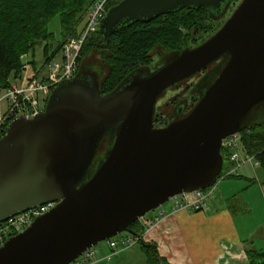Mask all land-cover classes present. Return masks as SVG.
Here are the masks:
<instances>
[{
	"label": "water",
	"instance_id": "95a60500",
	"mask_svg": "<svg viewBox=\"0 0 264 264\" xmlns=\"http://www.w3.org/2000/svg\"><path fill=\"white\" fill-rule=\"evenodd\" d=\"M233 0H121L99 26V45L138 22L182 10L224 14ZM211 67V68H210ZM211 70L154 128L166 92ZM264 0H239L220 28L155 70L128 74L102 95L81 70L50 94L43 112L15 118L0 138V223L47 203L56 206L0 248V264H70L183 194L211 188L222 141L262 121ZM107 138L110 139L105 146ZM158 264L156 247L146 240Z\"/></svg>",
	"mask_w": 264,
	"mask_h": 264
},
{
	"label": "trees",
	"instance_id": "16d2710c",
	"mask_svg": "<svg viewBox=\"0 0 264 264\" xmlns=\"http://www.w3.org/2000/svg\"><path fill=\"white\" fill-rule=\"evenodd\" d=\"M94 1L0 0V89L9 88L11 73L16 75L21 71L22 55L30 52L37 42L52 38L51 33L48 32V24L55 16L61 19L64 42L68 37L77 35V26L82 20L81 17ZM120 1L109 0L106 12ZM237 2L238 0H233L224 14L211 16L206 9L199 8L167 14L149 22L134 23L112 35L105 49L99 45L100 37L97 32L87 40L81 50L76 75L81 70L91 73L98 80L101 94L106 95L115 90L131 72L140 69L152 71L154 57H157L156 66L161 67L183 50L202 44L220 28ZM200 34L204 36L206 34L208 37L199 39ZM62 41L49 56V51L45 48L47 57L44 65L60 53ZM89 55V58L84 59ZM210 68L195 76L198 78L197 81L187 88L190 96H195L191 94L193 87L211 70ZM156 108L160 114L155 116L154 122L169 111L167 108ZM262 113L261 123L244 129L241 135L247 152L256 155L261 163L260 167L264 169V109ZM109 142L110 139L107 138L105 146ZM224 153L222 149L220 154L223 159ZM232 200H229L230 205ZM130 230L140 237L143 233L138 222L133 224ZM138 245L147 256L146 264H158L150 249L143 248L140 243ZM246 258L249 264H264V252H248ZM161 260L163 264H167L163 259Z\"/></svg>",
	"mask_w": 264,
	"mask_h": 264
},
{
	"label": "built area",
	"instance_id": "2783aa9c",
	"mask_svg": "<svg viewBox=\"0 0 264 264\" xmlns=\"http://www.w3.org/2000/svg\"><path fill=\"white\" fill-rule=\"evenodd\" d=\"M109 0H95L89 7L83 28L76 36L68 37L60 49L59 60H51L42 70L28 73L24 67L22 76L10 82L9 88L0 89V138L6 134L9 124L18 117L32 119L43 112L51 92L61 83L75 77L78 71L80 53L87 40L99 30L100 22L106 14ZM224 150L222 170L216 184L209 189L191 194L174 197L170 201L173 212H203L208 209L206 200L213 194L218 184L228 178L238 177L239 170L248 166L257 169L261 163L256 155H250L242 143L241 132L226 137L221 144ZM207 191V192H206ZM56 206L47 203L32 208L24 213L9 218L0 223V248L6 240L24 232L37 218L45 215ZM164 218V213L157 218L148 219L146 216L138 221L143 231L140 239L145 240L147 234ZM139 238L126 234L118 235L86 250L70 264L109 263L112 258L122 252L129 251L139 243ZM101 243L106 245L108 253H103Z\"/></svg>",
	"mask_w": 264,
	"mask_h": 264
},
{
	"label": "crops",
	"instance_id": "0c3cea01",
	"mask_svg": "<svg viewBox=\"0 0 264 264\" xmlns=\"http://www.w3.org/2000/svg\"><path fill=\"white\" fill-rule=\"evenodd\" d=\"M260 173L263 180H259ZM250 175L252 178H249ZM240 181L246 182V186L237 193H224L223 200L206 211H161L164 218L145 240L156 247L159 257L167 264H249L246 253L264 252V230L259 232L254 227V220L234 213L229 200L239 195L244 199L242 206L249 211L254 209L257 212L258 205L264 208L263 203H256L257 197L264 200V169L250 168V173H239V177L232 179L226 187L233 190L234 185L242 183ZM252 184L260 187L257 197L251 192L255 188L249 190L248 186ZM259 219L256 224L259 223L262 230L264 225Z\"/></svg>",
	"mask_w": 264,
	"mask_h": 264
},
{
	"label": "rangeland",
	"instance_id": "374dc122",
	"mask_svg": "<svg viewBox=\"0 0 264 264\" xmlns=\"http://www.w3.org/2000/svg\"><path fill=\"white\" fill-rule=\"evenodd\" d=\"M89 9V8H88ZM88 9L86 11V13L81 17V21L80 24H78V28H77V32L78 30H81L83 28V24L85 21V18L87 16V12ZM61 19L59 16H55L50 24H48V32L51 33L52 38L48 41H39L35 44V46L33 47L32 50H30V52L22 55L20 57V63L22 65L21 71L19 72V74H14L11 73L10 75V82H13L14 80L18 79L20 76H22V71L24 69V67H28V73H31L32 71H37V70H42L43 66H44V62L46 59V55H45V48L48 49V56L51 54V52L53 50H55L57 48V46L61 43V41L63 40V31H62V27H61ZM184 33L186 34V31H184ZM210 35V34H209ZM204 37H208L206 34L205 36L200 34L199 35V39H203ZM63 42V41H62ZM59 55H56L54 60H59ZM89 56H85L84 59L89 58ZM153 64H152V68L156 65L157 63V57L153 58ZM197 77L191 79V80H187V82H183L182 84H180L179 86H175L174 88H170L166 94L159 99V101L157 102L156 107L159 108H163V109H168L169 111H167V114L160 117L157 122L160 121V124H164L167 120L172 118V112L171 110H173L174 106H177V102H179L180 100H183V98H185L184 94H188L187 93V88L192 85L193 83H195L197 81ZM184 89V90H182ZM175 106V107H176ZM156 122V121H155ZM250 173V168L248 166L242 167L239 170V173ZM262 175L260 173V179H262ZM252 175H250L249 178ZM263 180V179H262ZM232 180L228 179V180H224L222 182H220L218 184V186L216 187L215 191L213 192V194H211V196L206 200V203L208 205V207L212 206H216V204H219V201L223 200V195L224 193H237L238 191H240L241 188L245 187L246 182L244 181H240L242 183H238L236 186L234 185L233 190L228 189L226 186H228L229 183H231ZM249 187V190L252 188H255L254 190H252L251 192L256 195V192L259 191L260 187H258V184H252ZM262 188V186H261ZM233 191V192H232ZM207 192V191H206ZM251 193V194H252ZM259 194V193H258ZM244 199L241 198L239 195L235 196L234 200L231 201V206H232V210L234 213L237 214H241V216L244 219H250V220H254L255 223V228H258L259 232L264 230V226L263 229L260 230L259 229V223L256 224V220L257 218H260L262 220V225H264V208L260 207L261 205H258V209L257 212L256 210L254 211L251 210L249 211L248 209H246L245 206H242ZM225 202V201H224ZM256 203L258 204H264V200L262 197H257V201ZM171 201H168L166 204H164L160 209H158L157 211L154 212H150L146 217L148 219H153L154 217L159 216L161 211H164L165 213L170 212L171 210ZM264 207V206H263ZM250 212V213H249ZM259 219V220H260ZM123 237L126 236V234H121ZM146 239V237H145ZM101 247L103 248V253H108V249L106 247V245H104L103 243L100 244ZM146 254L145 252H143L139 245H136L135 247H133L132 249H130L129 251L126 252H122L116 256H114L112 258V260L109 263L106 262H102V263H98V264H146Z\"/></svg>",
	"mask_w": 264,
	"mask_h": 264
},
{
	"label": "flooded vegetation",
	"instance_id": "af4514ba",
	"mask_svg": "<svg viewBox=\"0 0 264 264\" xmlns=\"http://www.w3.org/2000/svg\"><path fill=\"white\" fill-rule=\"evenodd\" d=\"M238 2H239V0H238ZM237 2V3H238ZM237 3H236V5H237ZM98 32H99V30H98ZM160 68V66L159 67H157L156 65L152 68V71H155V70H157V69H159ZM189 80H191V79H189ZM187 82V81H186ZM180 85V84H179ZM179 85H176V86H179ZM175 87V86H174ZM174 87H172V88H174ZM182 90H184V89H182ZM188 93V92H187ZM184 96H185V98H183V100H180L179 102H177V105L179 104V103H181V104H179L180 106H179V108L182 110V112H188L193 106H194V104L196 103V101H197V97L196 96H190L189 94H184ZM175 107V106H174ZM173 118V117H172ZM171 118V119H172ZM171 119L170 120H168L167 121V123L168 122H170L171 121ZM157 120L158 119H156V122H154V128H156V129H160V128H163V127H165L166 125H167V123L166 124H160V121L159 122H157Z\"/></svg>",
	"mask_w": 264,
	"mask_h": 264
}]
</instances>
